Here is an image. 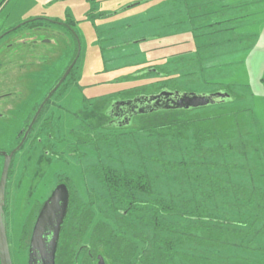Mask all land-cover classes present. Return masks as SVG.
I'll return each instance as SVG.
<instances>
[{"label": "rangeland", "instance_id": "rangeland-1", "mask_svg": "<svg viewBox=\"0 0 264 264\" xmlns=\"http://www.w3.org/2000/svg\"><path fill=\"white\" fill-rule=\"evenodd\" d=\"M132 1L0 0V38L5 36L0 41V64L7 66L0 73V83L10 87L6 92L16 93L21 111L18 115L12 112L11 118L9 114V122L0 130L3 132L0 146L9 144L11 137L15 139L23 114L27 121L34 116L72 63L76 47L80 48L71 76L52 97L37 123L39 127L53 126L52 140H47L50 131L39 135L41 143L18 156L11 174L7 187V237L13 264H26L35 211L48 197L49 193H44L46 188L55 186L60 179L67 180L73 188L75 204H88L90 209L86 210L92 212L81 232L84 236L73 243L75 252L90 244V232L95 227L102 232L104 225L111 233L129 238L141 232L132 222L129 226V222L118 221L104 207L106 194L93 169H99V160L107 163L109 156L118 159L120 154L119 161L131 164L135 170L140 169L139 163L146 162L154 189L166 197L184 189L181 184L186 179L181 182L184 170L174 171L166 164L168 167L163 171L160 166L163 161L187 160L189 151L193 153L196 146L194 134L197 133L199 151L206 154L208 147L216 149L222 143L239 145L244 141L249 160L231 154L227 162L238 168L249 162L251 169L245 166L246 170L233 171L231 179L237 184H247L248 175H253L257 183L264 184L261 177L264 173V0H152L148 5L99 21L100 10H118ZM36 19L60 23L69 19L74 22L75 36L69 38L63 28L47 22L41 27L43 31L28 25L19 28ZM157 72L163 73V77L158 78ZM161 87L169 92L197 95L224 90L229 99L226 103L183 111L177 116L180 121L175 126L153 130L154 135L161 137L159 150L156 138L140 132L154 128L149 126V119H136L131 131L104 129L108 121L103 118L102 110L111 97H130L136 92L154 96ZM85 100L93 101L94 105L88 101L86 104ZM166 118L167 115L161 120L165 122ZM83 119H88V127ZM120 132L130 135L111 138L121 136ZM164 134L167 137L163 138ZM173 135L178 137L172 139ZM106 137L107 142L102 140ZM204 140L209 143L202 144ZM45 151L50 157L43 156ZM133 151L134 156L126 155ZM194 157L199 162L205 159ZM213 161L221 164L223 159L217 156ZM203 171L198 173L201 175ZM75 233L71 227L70 239ZM151 237L147 232L143 239ZM137 243L140 254L143 241L139 239ZM253 245L264 248V230ZM152 247L148 241L149 253ZM225 248L218 254L222 260L219 264H234L233 254L246 258L241 261H256L250 264L264 263V254ZM138 254H132L130 264H136Z\"/></svg>", "mask_w": 264, "mask_h": 264}, {"label": "trees", "instance_id": "trees-1", "mask_svg": "<svg viewBox=\"0 0 264 264\" xmlns=\"http://www.w3.org/2000/svg\"><path fill=\"white\" fill-rule=\"evenodd\" d=\"M157 75L158 78L163 77V73L157 72ZM121 97L126 98L117 96L111 99ZM85 102L94 105L93 101L85 100ZM108 107L109 104L106 102L104 110ZM104 110H102L103 118L108 121ZM88 112L91 114L90 110ZM182 113L183 111L180 110H164L160 107L143 112L139 114L138 119L144 118L146 121L149 119V123L145 122V124H151L149 126L153 125L154 128L149 129V127L140 132L146 137L156 138L158 141L156 149L159 150L162 145L159 142L161 137L154 135L153 130L160 129L161 131L166 127L175 126V123L180 121L177 116ZM165 115L167 118L164 122L161 117ZM168 119H171L170 122ZM83 120L85 127L86 125L88 127V119ZM130 127L125 125L115 127L109 126L108 122L104 123V129L109 131L126 132L135 128V126L131 129ZM120 134L121 136L112 135L111 138H126L130 135H124L121 132ZM193 136L196 146H194L193 153L189 151L190 154L186 156L187 160L183 158L180 162L163 161L160 166L164 168L163 171L169 165L174 171L184 170L181 182L184 179L186 182L181 184L184 189L181 188L178 194L162 196L154 189V183L147 174L146 162L139 163L140 169L135 170L131 164L119 161L122 160L120 154H118V159L107 157V163L99 160L98 163L101 162L97 166L99 169H93L94 175L100 181L106 194L104 207L115 215L118 221L129 222V226L132 222V226L141 229L139 234L129 238L121 233H111L104 225H102V232L98 231L97 227L92 228L89 241L91 249H99L102 254H106L110 264H130L132 254H138L140 244L137 241L139 239L143 241V246L140 254L137 255L136 264H219L222 260L218 254L225 247L228 250L232 248L235 252L264 254V248L261 245L253 247L255 239L264 230V184L260 181L257 183L253 175H248L250 181L247 184L234 183L231 173L241 168L246 170L245 166L249 167V162L242 167L239 166L240 168L236 164L227 162L228 155L231 154H236L235 156L241 158L243 156L247 161L249 160L250 153L248 151L246 153L244 141L239 145L233 142L222 143L216 146V149L208 147L206 154L199 151L197 133ZM164 137L167 135L164 134ZM177 137L173 135L172 139ZM102 140L107 142L109 139L106 137ZM206 142L207 140H204L202 144ZM116 147L117 144L114 148ZM256 153L258 151L252 154ZM126 155L134 156V151ZM136 155L138 159V153ZM194 155L203 156L205 159L199 162ZM217 156L222 157L221 164L213 161ZM189 157L190 160H188ZM211 158L213 160H210ZM111 161L114 163L109 164ZM258 161H261L260 157ZM149 163L155 164L156 161L152 160ZM248 169L250 170L251 167ZM201 170L205 172L203 171L200 175L198 172L201 173ZM261 177L264 178V173ZM91 213L89 212V215ZM147 232L152 234L149 240L143 239ZM148 241L153 245L150 253ZM144 254L150 255L147 257ZM232 257L235 260L234 264L256 262L249 259V262L241 261L246 258L238 254H233Z\"/></svg>", "mask_w": 264, "mask_h": 264}, {"label": "flooded vegetation", "instance_id": "flooded-vegetation-1", "mask_svg": "<svg viewBox=\"0 0 264 264\" xmlns=\"http://www.w3.org/2000/svg\"><path fill=\"white\" fill-rule=\"evenodd\" d=\"M86 1H88V0H86ZM151 1L152 0H133L132 2L125 3L126 4L125 7H122V8L120 7L118 10H114V11H108V10L101 11L100 10L97 17L99 18L100 22H103L107 19L116 17L119 13H122V12L124 13L127 10H131L134 8H138V7L148 5V3H151ZM120 2H123V0H120ZM89 3L90 2H88V4ZM96 3H101V2H96ZM86 15H87V12H86ZM42 21H43V23H42ZM44 22H47L51 25H56L57 27L63 28V30H65V35H68V37L72 36L74 34V32L72 31L73 30L72 27H73L74 22H72L69 19L66 22H61V23L58 21H54V22L52 21L51 22L50 20L36 19V20H32L30 22H27V23L21 25L19 28L28 25L30 28H32L34 30H42L43 28H41V27H42V25H44ZM19 28H17V29H19ZM17 29H14L12 31H15ZM12 31H10V33ZM45 32H47V31H45ZM51 33L59 36V34L57 32L51 31ZM74 36H75V34H74ZM3 37H5V36H3ZM2 38H0V41L2 40ZM76 49H78V50H76L77 51L76 56H77L78 52H79V56H80L79 45H78V47H76ZM76 56H75V58H76ZM75 58L73 59V61L75 60ZM77 62H78V60H77ZM77 62H76V64H77ZM6 67L7 66H5L4 64L3 65L0 64V73L4 72L5 71L4 69H6ZM71 73L67 77V79L71 76ZM159 74H161V73H159ZM67 79L65 80V82H67ZM64 83L58 88V90L64 85ZM9 88L10 87H8V86L5 87V83H3V82L0 83V130L5 125H7V123L9 122V120H10L9 114L10 113H11L10 118L13 115L12 112H14V111L16 112V115H18V113L21 114L19 106H17L20 104H17V100L15 98L16 93L13 91L12 92H6V90ZM58 90L52 95V97L54 95H57ZM163 91H167V90H164V88L161 87L160 91H158L154 95H158V94L162 93ZM167 92H169V91H167ZM52 97L46 103L44 109L47 107V105L51 101ZM143 97H147V95H144L142 93L139 94L138 92H136L134 94H131L130 97H126L124 99L122 97L119 99L112 98L110 103H109V107L106 110H104V113L108 119V125L109 126H115V127L116 126L122 127L124 125L134 127L136 119H138L140 116L139 114H142L143 112L152 111L155 108H159V107L162 108V107H165L166 105H168V104H166L167 100L162 101L161 104H157L156 102H149L148 103L147 100ZM6 106L9 107L10 110L6 109L7 108ZM21 107H22V105H21ZM39 107L35 111V114L38 111ZM44 109L42 110L40 116L38 117L37 121L35 122L34 126L32 127L28 137L25 139L24 144L19 148L18 151H16L13 154L12 159H11V164H10L8 179H7V184H6V190H5L4 204H3V210H4L5 222H6V230H7V224H8L7 223L8 222V217H7L8 208L7 207H8V202H9V200H8L9 188L7 189V187H8L10 178L12 177L11 174L13 172L15 162H17L16 159H18V156L20 157V155H22V152L24 150L26 151L27 148L31 149V148L35 147L38 143H41L39 135H41L44 131H50V133L52 132L53 126H51L49 124H46V126H43V127H39L37 125V123H39L38 121H39ZM33 117L30 118L29 121H27L26 116H24V114H23L22 120L20 122V127L17 130V132L15 133V139L11 137L9 139V141H10L9 144H7L5 146H0V180H1V177L3 174V169H4V165H5V161H6V156L4 155V153H6L7 155H10L21 145V143L24 139V136L26 134V131H27L29 125L31 124ZM6 121H8V122H6ZM10 123L14 127L13 122L10 121ZM2 134H3V132L2 133L0 132V136ZM52 136L53 135L51 133L49 136V139H47V140H49V141L52 140V138H53ZM43 156L44 157H50L48 152H46V151L44 152ZM51 158H53L52 155H51ZM40 160H41V157H40ZM39 164L42 166L43 160H41L39 162ZM57 192H59V193H57ZM44 193L45 194L49 193V194L47 195L48 197L44 201H42V203L40 205H38V208L35 211L36 216H35L34 226L32 229L31 236H30V240H29L26 264H98L100 261V258L104 260L105 264H110L108 262L106 254H102L99 249L98 250L91 249L90 244L84 245L83 248L77 252H75V250L73 249V246H74L73 243L75 241L81 240L80 236L83 235V234H81V232L84 230V227L86 226V224L89 221V213H88V210H86V209H90V206L88 204H85V203L75 204V202H76L75 198H74L75 193L73 192V188L70 186L69 182L67 180L65 181L64 179H60L56 183L55 186L46 188V191ZM53 194L56 195V198L58 200L57 206L59 207V209H56L54 211V214H51L49 216V218L47 219V221L51 222L49 226H51L53 224V228H48L49 227L48 226L46 228V231L43 234V239L45 241L44 242V245H45L44 250H42L40 252L36 251L35 255L33 257H30V255H31V241H32V237H33L34 227H35L36 222H37V220H38V218L42 212L44 205L53 196ZM71 227H73V230H75V232H76L75 236H73V238H71L72 240L70 239ZM24 237L27 238L26 233H25ZM39 257H40V259H38Z\"/></svg>", "mask_w": 264, "mask_h": 264}, {"label": "water", "instance_id": "water-1", "mask_svg": "<svg viewBox=\"0 0 264 264\" xmlns=\"http://www.w3.org/2000/svg\"><path fill=\"white\" fill-rule=\"evenodd\" d=\"M80 51V50H79ZM79 58V52L75 58V60L72 62V64L69 66L63 77L60 79V81L57 83V85L52 89V91L48 94V96L45 98V100L40 105L38 111L34 115L31 124L29 125L26 134L24 136V139L21 143V145L10 155L6 156V161L3 169V174L0 180V264H13L11 254H10V248L8 244V237H7V230H6V222H5V215L3 210V204H4V198H5V190H6V184L8 179V173L9 168L11 164V159L13 154L19 150V148L24 144L25 139L28 137L32 127L34 126L35 122L37 121L38 117L40 116L42 110L44 109L46 103L50 100L52 95L58 90V88L65 82L67 77L72 72L74 66L76 65V62ZM229 95L225 91H219L216 94L212 95H197V94H181L180 92H167L163 91L162 93L154 96H147L143 97L147 100V102H156L157 104H161L162 101H166L168 105L165 107H162L164 110H180V111H189L193 109L203 108L207 107L209 105H215V104H221L228 102ZM59 193V192H57ZM56 194V193H55ZM53 194V196L46 202L44 205L42 212L36 222V225L34 227L33 237L31 241V255L30 257H33L35 255V252H40L44 250V239L43 234L46 231V228L50 225L51 222L47 221L49 216L51 214H54V211L56 209H59L58 200L56 198V195ZM64 213V212H63ZM48 228H53V224L49 226ZM52 230V229H51ZM56 235V234H55ZM40 259V257L38 258ZM98 264H105L104 260L100 258V261Z\"/></svg>", "mask_w": 264, "mask_h": 264}, {"label": "crops", "instance_id": "crops-1", "mask_svg": "<svg viewBox=\"0 0 264 264\" xmlns=\"http://www.w3.org/2000/svg\"><path fill=\"white\" fill-rule=\"evenodd\" d=\"M141 41H144V40H141ZM115 47L117 48V46H115ZM115 47H112V49L115 48Z\"/></svg>", "mask_w": 264, "mask_h": 264}]
</instances>
